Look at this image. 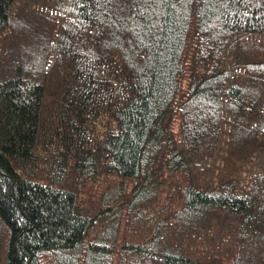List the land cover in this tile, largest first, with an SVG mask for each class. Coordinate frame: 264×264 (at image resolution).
<instances>
[{
  "label": "trees",
  "instance_id": "16d2710c",
  "mask_svg": "<svg viewBox=\"0 0 264 264\" xmlns=\"http://www.w3.org/2000/svg\"><path fill=\"white\" fill-rule=\"evenodd\" d=\"M0 264H264V0H0Z\"/></svg>",
  "mask_w": 264,
  "mask_h": 264
}]
</instances>
